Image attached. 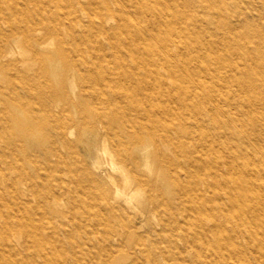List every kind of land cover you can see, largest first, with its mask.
<instances>
[{
    "label": "bare ground",
    "instance_id": "obj_1",
    "mask_svg": "<svg viewBox=\"0 0 264 264\" xmlns=\"http://www.w3.org/2000/svg\"><path fill=\"white\" fill-rule=\"evenodd\" d=\"M256 18H264V0H0V132L32 135L49 165L50 155H62L60 145L83 147L91 165L82 166L98 183L91 166L100 167L101 159L90 152L102 135L121 179L117 184L109 175L103 187L104 209L121 219L110 237L128 239L138 235V206L156 200L157 187L141 166H171L172 143L199 176L182 192H194L187 211L208 217L192 230L199 243L217 250L204 254L205 264H264V22ZM237 171L240 178L218 180ZM210 173L216 180H206ZM142 182L150 185L146 200ZM213 186L230 207L207 209L205 190ZM54 192L19 188L11 205L3 204L43 215L57 203ZM167 204L174 206L172 196ZM59 218L60 225L72 221V206ZM29 236L63 264L79 259L73 248L63 252V244H47L38 231ZM91 245L89 238L77 244L79 250ZM7 251L0 258L24 255ZM109 251L85 264H127L130 256Z\"/></svg>",
    "mask_w": 264,
    "mask_h": 264
},
{
    "label": "rangeland",
    "instance_id": "obj_2",
    "mask_svg": "<svg viewBox=\"0 0 264 264\" xmlns=\"http://www.w3.org/2000/svg\"><path fill=\"white\" fill-rule=\"evenodd\" d=\"M231 8L234 9L232 6ZM229 17L237 21L240 16L232 18L229 14ZM256 19L264 22V18ZM244 20L245 18H242L240 23ZM251 20L255 21V19ZM212 27L215 29L214 23ZM31 137L32 135L24 132H0V250L4 255L10 253L8 249L22 250L24 253L19 259L0 258V264H55L54 261L63 264L62 258L51 247L46 246L45 249L40 250L37 248V243L27 241L33 231L42 234L49 245L63 244L65 249L63 252L69 248L77 251L79 259L69 261L68 264H85L91 259L99 261L100 256L109 253L112 248L117 249V252L124 256H130L125 262L123 261L127 264L133 259L139 260L140 264H205L204 254L209 252L214 255L217 251L207 244L199 243L200 240L192 231L198 218L207 221L208 217L206 214L185 209V206L192 202L191 196L194 192L188 190L190 196L184 194L182 191H186L187 188L182 189V186L190 183L191 180H199V176L194 172L193 163L180 156L172 143L168 151L173 163L171 166L163 168L155 161L141 166L142 171L150 177L153 186L157 189L153 191L156 197L155 203L149 202L138 206L135 218L140 237L138 240V235L132 239L126 236L110 237V231H113L112 226L120 225L121 219L118 215L104 209L106 202L102 196V193H105L103 187L106 186L105 180H109V175L117 184L121 183V179L108 163L103 150L102 135L90 152L93 157L99 155L101 159L100 167L91 166L93 173L97 172L100 175L102 181L99 183L94 181L82 166L83 161L91 165L89 153L83 147L69 149L60 145L62 155L57 152L50 155L52 165H49L45 156L36 152ZM209 156L210 154H204V157L209 158ZM115 157L120 160L117 155ZM77 162L80 164H76ZM44 165L50 167L44 170L42 168ZM177 166L184 168L179 169ZM39 171H42L41 177L38 175ZM231 176L229 173H221L218 180H234L241 177L238 171L233 177ZM206 180L216 179L210 173L206 175ZM67 187L71 189L67 191ZM213 187L209 190L203 187L206 189L207 209L211 210L214 205L227 204L230 207L231 202H225L219 194L216 196L215 191L218 188ZM19 188L26 193L39 195L55 190L52 196L57 203L43 215L37 208L16 209L13 208L14 206L3 204V200L6 199L11 205L14 194ZM139 188L143 194L142 198L146 200L150 193V185L142 182ZM171 188L175 189L176 193H171ZM171 196L174 198V206L170 207L167 204V197ZM71 206L73 220L75 218L78 223L75 224L73 220L64 218L63 221L66 224L60 225L62 220L59 218L60 212L67 211ZM225 213L230 218V222L234 223L233 209L227 208ZM7 228L8 232L5 233ZM245 233L247 237L243 238V242L249 246L253 241L248 234L249 231ZM2 235L8 237L7 243L2 240ZM84 238L91 239L94 245L79 250L77 244ZM25 243L29 244L28 250H23Z\"/></svg>",
    "mask_w": 264,
    "mask_h": 264
}]
</instances>
